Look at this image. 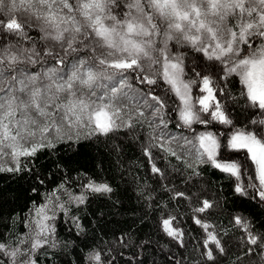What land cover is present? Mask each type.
Here are the masks:
<instances>
[{"label":"snow or ice","instance_id":"1","mask_svg":"<svg viewBox=\"0 0 264 264\" xmlns=\"http://www.w3.org/2000/svg\"><path fill=\"white\" fill-rule=\"evenodd\" d=\"M234 77L238 97L227 90ZM241 101L242 124L234 122L231 106ZM173 112L177 128L195 131L193 124H200L205 130L169 137L162 129ZM213 123L229 131L208 130ZM145 124L153 130L144 148L149 161L158 148L195 175V164L210 163L232 178L234 193L264 207V0H0V174L44 185L45 159L62 173L56 188L41 194L43 203L32 202L27 233L0 235V264H40L38 253L57 248V212L67 215L70 202L84 204L85 192H113L83 165L73 167L81 149ZM73 172L79 195L68 189L76 182ZM151 173L167 178L155 162ZM173 192L187 200L195 195ZM212 208V201L198 198L192 207L194 214L209 212L192 217L205 234L206 264L228 254L226 233L210 222ZM70 220L77 237L87 235L78 216ZM174 220L163 218L162 228L182 244L185 233ZM230 222L243 255L264 259V232L251 217L240 212ZM117 240L126 242L123 235ZM83 248L79 264H112L111 249L86 241Z\"/></svg>","mask_w":264,"mask_h":264},{"label":"trees","instance_id":"2","mask_svg":"<svg viewBox=\"0 0 264 264\" xmlns=\"http://www.w3.org/2000/svg\"><path fill=\"white\" fill-rule=\"evenodd\" d=\"M190 60L191 57H188L186 63ZM233 79L236 81L235 85L229 83L227 90L238 97L241 86L238 78ZM195 95L194 88V101ZM241 105L242 101L241 104L231 105L234 109V122L240 124L246 120V110ZM175 118L174 112L165 116L169 124L162 131L169 137L175 131L192 137L195 131L205 130V126L200 124H193L195 131L177 128L171 122ZM218 129L229 131L223 125L215 123L208 127L213 132ZM152 131L147 124L135 131L121 130L111 134L109 138L100 137L95 148L85 146L81 149L79 163L73 167L80 168L83 165L89 175L97 180H106L113 187V192L109 195L85 192L87 200L84 204L67 203V215L58 211L52 223L56 229L55 238L61 243L55 249L49 248L43 255L38 253L40 264H79L86 251L83 248L85 241L89 246L100 245L111 249L109 255L113 258L112 264H206V258L202 255L204 249L201 247L205 234L195 225L192 217L203 215L208 218L209 212H192L197 198L213 202L210 222L218 224L219 231L226 233L221 239L227 242L228 254L220 256L218 264H264V259L258 254L252 257L243 255L244 245L240 233L230 222L231 216L243 212L251 217L255 230L264 232V207L255 200L234 193L232 178L209 163L195 164V171L199 173L195 175L186 163L158 148L152 149L154 159L149 161L144 148ZM153 162L167 173V178L160 179L151 173ZM40 163L41 178H45L44 185L28 176L21 178L0 174V235L11 237L14 233H27L26 225L32 202L35 200L37 204L43 203L41 194L55 189L61 182L62 173L51 165V161L45 159ZM71 175L76 178V182L69 183L68 189L73 195H79L82 191L80 180L76 173ZM31 187H37L38 192L31 193ZM173 190L195 195L192 200L173 198ZM149 192L152 193L150 200L146 198ZM61 199L68 201V196L63 195ZM73 215L78 216L80 223L86 226V236L75 235L77 230L70 220ZM170 216L176 217L173 226L185 233L182 244L163 231L162 219ZM122 235L126 240L124 244L117 240ZM70 241L75 243H68L65 247V242ZM238 253L241 255L240 260H236Z\"/></svg>","mask_w":264,"mask_h":264},{"label":"rangeland","instance_id":"3","mask_svg":"<svg viewBox=\"0 0 264 264\" xmlns=\"http://www.w3.org/2000/svg\"><path fill=\"white\" fill-rule=\"evenodd\" d=\"M203 95V94H202ZM194 101V100H193ZM195 102V101H194ZM177 103H179V101L177 100ZM197 107H198V105H197ZM159 130V129H158ZM161 131V130H160ZM200 131H204V130H200ZM186 134H188V135H190L189 133H186ZM173 135H175V136H177V137H179V136H181V135H183L182 133H180L179 131H175V133L173 132L172 134H171V136H173ZM194 135H195V133H194ZM193 135V136H194ZM173 147H175V145L173 144ZM186 159H188L189 161H191V157H187ZM210 164V163H209Z\"/></svg>","mask_w":264,"mask_h":264}]
</instances>
